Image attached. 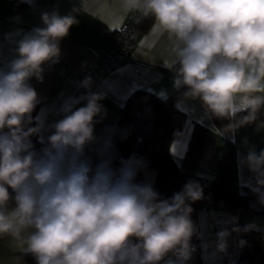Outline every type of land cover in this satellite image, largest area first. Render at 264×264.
Masks as SVG:
<instances>
[{
	"label": "clouds",
	"instance_id": "1",
	"mask_svg": "<svg viewBox=\"0 0 264 264\" xmlns=\"http://www.w3.org/2000/svg\"><path fill=\"white\" fill-rule=\"evenodd\" d=\"M115 2L125 17L137 24L151 19V31L166 37L164 66L174 72V89H186L178 107L198 99L230 132L257 122L264 108V0ZM41 21L43 27L22 35L7 33L11 55L0 60V238L10 237L36 264H188L196 251L191 240L200 238L191 203L205 199L203 188L190 180L161 198L150 183L135 182L146 167L135 154L121 158L119 169L111 159L93 167L85 148L95 140L104 93L66 99L56 112L62 118L47 126L51 134L35 149L30 137L45 124L28 127L38 102L30 80L43 82L44 66L60 62V42L79 23L57 11L42 13ZM91 83L88 76L80 86ZM239 163L254 174L252 191L264 205V149L250 148ZM230 235L227 229L216 234L213 257L226 251Z\"/></svg>",
	"mask_w": 264,
	"mask_h": 264
},
{
	"label": "crops",
	"instance_id": "2",
	"mask_svg": "<svg viewBox=\"0 0 264 264\" xmlns=\"http://www.w3.org/2000/svg\"><path fill=\"white\" fill-rule=\"evenodd\" d=\"M73 9L78 11L74 12ZM52 11H57L61 16L72 14L79 23L73 25L69 35L60 42V62L44 66L43 82L35 78L30 80L38 94L36 122L43 120L45 124V130L37 134L43 146L47 136L51 134L47 126L62 118V115L56 114L61 104L69 97H79L88 92L78 93L79 82L76 77L94 64L99 49L114 40L116 32L127 18L119 11L115 0H0V60L11 55L10 48L13 45L5 40L7 33L19 31L22 35L34 27H43L41 14ZM151 25L152 20L139 27L129 60L100 76L90 90L105 94V98L99 101L104 113L94 118L97 121L94 124L95 140L85 148V158L90 159L93 167L104 159H111L114 170L121 167L122 157L110 152L108 144L118 121V110L132 92L141 89L160 97L161 92L168 96L176 90L173 87L174 72L166 68L163 62L169 58L167 39L155 35L151 31ZM85 103L82 102L77 107L84 106ZM178 109L185 114V121L180 134L172 140L169 147L176 159L184 157L196 123L208 128L199 158L202 172H215L226 142H232L235 147L237 183L239 189L248 195L249 208L238 213H226L211 204H205L197 213L202 263L234 264L241 248L240 232H232L231 229L255 225L253 228L264 230V205L258 203V198L252 191L255 186L254 174L239 163L250 148L254 147L257 153L264 149V127H258L259 122H256L235 132L225 131L223 126L213 124L212 118L206 114L198 99L186 100ZM101 150L103 155L100 154ZM155 176L154 169L144 167L137 171L135 182L150 183L153 187ZM225 229L231 232L227 238L228 247L224 253H217L213 257L216 234ZM205 244L212 246L206 249ZM20 254L23 253L18 251L10 237L0 239V264H29Z\"/></svg>",
	"mask_w": 264,
	"mask_h": 264
},
{
	"label": "trees",
	"instance_id": "3",
	"mask_svg": "<svg viewBox=\"0 0 264 264\" xmlns=\"http://www.w3.org/2000/svg\"><path fill=\"white\" fill-rule=\"evenodd\" d=\"M146 19L139 24L149 23ZM185 88L174 90L166 99H162L146 90L132 92L118 110V121L110 138L108 150L124 159L133 154L142 158L147 168L156 171L153 188L161 198H170L180 192L190 180L197 181L204 191L205 199L191 203V220L198 228L197 213L201 206L211 204L226 213H238L249 208L248 195L239 189L236 177V154L232 142H226L217 162L215 172L207 174L201 171L199 158L208 135V128L196 123L193 127L185 155L176 159L169 151L170 143L181 132L185 114L176 103L182 97ZM35 112L33 122L28 127L36 126ZM241 112L238 115H246ZM264 121V108L258 113L257 122ZM215 126H223L227 121L214 119ZM35 149L39 151L43 144L37 134L30 137ZM240 228V241L246 243L234 264H264V230L251 228L245 232ZM3 239V238H0ZM191 244L196 251L189 264H203L200 253V238L193 236ZM29 264H36L31 254H20Z\"/></svg>",
	"mask_w": 264,
	"mask_h": 264
},
{
	"label": "built area",
	"instance_id": "4",
	"mask_svg": "<svg viewBox=\"0 0 264 264\" xmlns=\"http://www.w3.org/2000/svg\"><path fill=\"white\" fill-rule=\"evenodd\" d=\"M139 24L134 22L131 15L127 16L123 25L116 32L114 40L99 49L94 64L76 77L79 82V94L92 90L100 76L129 60L136 44V32L139 29ZM88 76H91L92 83L90 89H85L80 86V83Z\"/></svg>",
	"mask_w": 264,
	"mask_h": 264
}]
</instances>
